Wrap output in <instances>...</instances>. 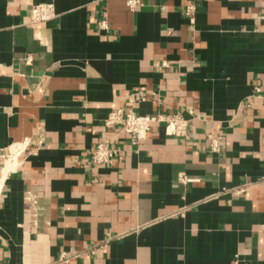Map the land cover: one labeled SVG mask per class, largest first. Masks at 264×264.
<instances>
[{"label":"crops","instance_id":"1","mask_svg":"<svg viewBox=\"0 0 264 264\" xmlns=\"http://www.w3.org/2000/svg\"><path fill=\"white\" fill-rule=\"evenodd\" d=\"M45 1L0 0V264H264V0Z\"/></svg>","mask_w":264,"mask_h":264},{"label":"built area","instance_id":"2","mask_svg":"<svg viewBox=\"0 0 264 264\" xmlns=\"http://www.w3.org/2000/svg\"><path fill=\"white\" fill-rule=\"evenodd\" d=\"M138 4L139 0H127V5L131 10H135ZM55 16V0H47L33 6L31 24L49 21ZM102 25L105 27L107 25L106 21H103ZM164 65H166V63H164ZM104 124L109 128L121 127L129 134L131 143L133 145H139L147 138L154 124L163 125L168 135L185 136L187 134L188 120L180 114L140 115L132 110L119 108L110 112ZM211 151H221L220 137H211ZM119 153L120 148L111 146L107 143H99L90 149L92 162L96 165L111 164ZM181 180L183 182L189 181L185 175H181ZM87 248L92 250L94 249V245H89ZM59 260L60 262L67 263L69 261V256L63 253Z\"/></svg>","mask_w":264,"mask_h":264}]
</instances>
